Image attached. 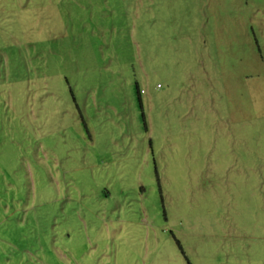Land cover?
<instances>
[{"label":"rangeland","instance_id":"1","mask_svg":"<svg viewBox=\"0 0 264 264\" xmlns=\"http://www.w3.org/2000/svg\"><path fill=\"white\" fill-rule=\"evenodd\" d=\"M264 264V0H0V264Z\"/></svg>","mask_w":264,"mask_h":264},{"label":"trees","instance_id":"2","mask_svg":"<svg viewBox=\"0 0 264 264\" xmlns=\"http://www.w3.org/2000/svg\"><path fill=\"white\" fill-rule=\"evenodd\" d=\"M190 264V263H189Z\"/></svg>","mask_w":264,"mask_h":264}]
</instances>
